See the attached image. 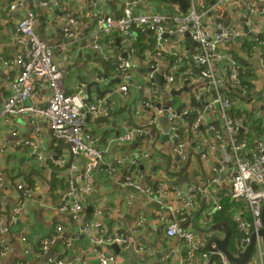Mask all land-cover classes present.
<instances>
[{
    "label": "crops",
    "instance_id": "crops-1",
    "mask_svg": "<svg viewBox=\"0 0 264 264\" xmlns=\"http://www.w3.org/2000/svg\"><path fill=\"white\" fill-rule=\"evenodd\" d=\"M11 1L14 2L0 0V14L5 15L0 19V63L12 60L21 51L22 46L16 41L14 28L27 11H35V30L39 38L53 48L54 62L64 72L66 92L83 95L88 106L98 108L96 115L88 110L85 112L94 144L106 150L107 165L120 159L123 164L115 175L103 170L94 176V193L88 197L83 219L80 222L71 221L70 212L61 210L64 206L62 200L68 195L71 183L79 172L72 170L74 158L68 144L55 139L45 121L35 122L30 116L20 115L2 122L0 223L10 224L2 209H11L21 200L22 192L18 184L29 189L30 194L25 198L30 204L22 220L4 234L9 252L0 258V264H19L21 261L42 264L44 261L53 263L57 260L65 264H99L96 249L116 256V264H208L210 259H204L203 252H211L217 243L206 240L207 235L216 240L228 237L227 248L236 254L237 241L240 239L239 221L236 218H242V213L244 217H249V211L243 202L231 196L228 175L214 170L215 163L208 151L211 132L206 127L194 130L190 115L178 118L175 122L177 128L171 130L174 123L168 118V113L161 114L156 108V104L160 103L165 107L171 105L177 111L185 103L180 111L190 110L194 107L191 100L193 85H188L190 92L173 95V90L178 91L185 86L180 76L175 83L163 79V83H159L156 76L149 79V67L157 64L160 65V71L167 70L172 64L170 56L175 55L173 52L187 60L183 67L192 66L190 56L199 51L196 45L187 43L186 36H170L167 42L170 53L159 62L147 54L154 45L151 33L141 34L144 36L141 41L145 43L141 49L138 46L139 34L124 43L123 35L117 28L111 33L100 31L97 23L99 15L121 14L124 6L121 0H60V3L59 0H22L23 6L7 16L5 9ZM249 1L241 0L239 9V0H204V5L206 9L215 3L221 9H224V5L234 13L231 17L240 21L242 2L246 4ZM258 3L262 8L264 0ZM59 8H65L66 11ZM136 9L142 15L183 14L181 5L170 0H142ZM252 18L259 19L258 26L264 33V16L255 15ZM165 26H169V23ZM65 28L70 30L69 35L64 31ZM237 47L236 43L229 44L221 46V51L243 55V50ZM126 49L133 66L129 71V92L123 94L120 86L125 83V75L112 59L126 52ZM246 57H249L247 53L241 59ZM251 58L248 61L254 76L247 80L254 84V89H258L262 86L259 85L264 76L256 69L257 60ZM225 66L227 69L230 67L227 63ZM19 72L20 67L16 64L0 66V112L4 99L9 95L10 82ZM138 85H143L147 90L145 95L141 94L145 98L150 97L148 91L158 88L159 95L148 99L152 105H142L140 96L137 100ZM50 94L48 85L39 86L31 105L37 107L46 104ZM258 109L264 112V107ZM206 117L215 118L220 123L218 113L208 112ZM131 127L147 130L142 137L139 136L140 139L136 137L133 141L120 142L118 139L121 134ZM37 129L42 132L40 136L36 135ZM177 141L184 144V150L179 155L174 151ZM206 151L208 156L202 158L201 155ZM138 152L142 154L136 156ZM145 152L150 155L145 156ZM79 162V166H85L87 160L81 157ZM130 166L136 184L150 186L154 193L147 194L124 185L123 175ZM215 179L219 183H214ZM54 182L59 183L54 186ZM62 183L63 186L59 185ZM161 185H164L163 190L157 192ZM188 197L193 202L191 208H185ZM215 198L220 201L223 210L213 212ZM169 203L175 208L173 212ZM225 204L229 205L228 211H224ZM89 207H92V212L88 214ZM178 207L179 210L185 208L188 211L186 216H189V223L186 227L201 237L200 249L191 250L193 256H197L196 260L189 257L187 245L165 234L168 224L177 217ZM94 222L103 224L104 229L101 228V231L93 226L89 235L83 230L84 225ZM59 227L62 230H58ZM104 232L106 236L123 232L130 237L131 243L128 248L118 244V250L112 246L101 248L94 240ZM25 237L28 243L23 240ZM47 238H52L54 242L46 253L40 252V242ZM0 242H3L1 238ZM27 247L33 253H26ZM253 263H260L259 256L250 258L244 264ZM212 264H218V261L213 258Z\"/></svg>",
    "mask_w": 264,
    "mask_h": 264
},
{
    "label": "built area",
    "instance_id": "built-area-1",
    "mask_svg": "<svg viewBox=\"0 0 264 264\" xmlns=\"http://www.w3.org/2000/svg\"><path fill=\"white\" fill-rule=\"evenodd\" d=\"M9 3L6 10L7 16L16 11L17 8L23 6L22 0H13ZM142 0H121L124 4L123 11L117 16L99 15L97 23L99 30L104 33H111L114 29H118L124 38V43H128L134 39L138 33L137 29L143 32H149L153 35V50L148 49L149 58L161 61V58L167 57L170 53L168 47V37L170 36H186V32L190 31L194 41L199 42L202 50L193 53L190 56L192 66L183 63L187 60L177 56H170L171 66L167 70H159L157 64H152L149 79L161 75L163 80L168 83H175L178 76L187 85H193V95L198 105H194L190 110L175 111L171 105L163 106L156 104L159 113H168V118L173 121L171 130L177 128L176 121L183 116H191V126L194 130L206 127L211 132V142L208 146L210 158L215 163L214 170L216 172L227 174L229 184L231 186V196L238 201L243 202L249 211V217L236 218L239 221L240 239L237 241V250L244 251L251 242L252 236L255 235L252 257L259 256L260 263L264 264V237L260 234L264 228V112L258 107H264V78L259 86L247 91L242 86L240 73L244 72L243 64L239 59L249 55L248 58L257 60L256 69L264 76V33L258 26L259 19L252 18L264 16V4L261 8L259 0H250L246 4L242 2V20H236L233 12L221 9L217 3L212 4L206 9L204 0H188V7L183 14H175L167 16L166 14H148L142 15L136 13V8ZM60 3V0H59ZM46 4V3H44ZM217 4V5H216ZM241 6V0L238 3V9ZM219 7V10L217 8ZM243 9L245 11L243 12ZM224 10V11H223ZM185 12V13H184ZM5 15L0 14V19ZM36 12L29 10L26 15L20 19L14 28L16 41L22 46L21 51L12 60L0 63L1 65L10 66L16 64L20 67V72L10 82L9 95L4 99L0 112V125L10 118L20 115H26L33 118L35 122L45 121L48 124L51 134L55 139L61 140L68 144L73 154L74 162L72 170L79 172L76 180L71 183L68 195L63 198L61 210L70 212L71 221L80 222L85 215L88 205V197L94 193V176L102 173L116 174V170L123 164V160H116L115 163L107 165L105 160L106 150L96 146L92 140V134L86 121L85 112L96 115L98 108L96 106H88L86 97L78 94H68L63 85V71L54 62L53 48L43 39H40L35 30ZM169 26H165L168 24ZM171 24H174L172 26ZM246 26V27H245ZM66 34L69 29L65 28ZM99 31V32H100ZM250 38L251 42H243L244 39ZM237 44V48L243 50V55H233L231 52L227 54L221 51V46L225 47L229 44ZM251 47L252 51H249ZM246 52V53H245ZM129 51L113 56L112 62L117 64L119 69L123 71L125 83L120 86L123 94L129 92V71L133 66L130 61ZM246 57V59H248ZM252 59V58H251ZM245 60V59H241ZM250 60V59H248ZM229 64V68L225 66ZM48 85L51 89L50 97L46 104L37 107L31 105V100L36 96L39 86ZM258 86V87H259ZM137 100L139 96L142 105H152L151 101L146 100L141 94H146L147 90L142 85H138ZM190 88V87H189ZM191 90V89H190ZM189 90V91H190ZM151 96L159 95L158 88L148 91ZM231 93L235 98L231 97ZM248 94L250 96L248 97ZM192 100V99H191ZM237 110H244L248 114L239 116ZM218 113V119H208L207 113ZM108 114V111L107 113ZM255 126V127H254ZM240 127L244 130L241 133ZM147 129L140 127H131L124 131L119 137L120 142L133 141L136 137L143 136ZM42 134L37 129V136ZM250 136L252 139L241 140L242 136ZM176 137V135H174ZM224 140L225 143H224ZM184 150V144L177 141L174 151L179 155ZM140 152L136 154L139 156ZM145 156L150 155L148 152L143 153ZM207 151L201 155L202 158L207 157ZM41 157V156H40ZM81 157H85L87 162L85 166H79ZM129 166V165H128ZM133 168L130 166L123 175L124 185L137 190H142L147 194L154 193L150 186H138L132 176ZM121 174V173H119ZM214 183H219L217 179ZM1 184V183H0ZM18 188L22 192V198L18 203L14 204L11 209H2L4 217L8 220V225L0 223V258L9 252L6 240L3 238L6 232H10L12 225L17 224L27 214V208L30 204L25 196H28L29 189L24 185L18 184ZM161 191L164 185L158 187ZM161 202H164L161 200ZM172 212L175 208L169 203ZM185 208H191L193 202L190 197L185 200ZM183 207V206H182ZM178 207L177 217L168 224L165 234L169 237H176L180 242L189 247V257L196 260L197 256L191 250L200 249L201 237L191 228L186 227L189 223L188 211ZM223 210L220 201L215 198L213 212ZM101 228L100 222L85 224L83 230L91 234V228ZM58 230H62L59 227ZM211 235L206 236L211 243ZM94 242L101 246H112L119 244L123 248H128L131 243L130 237L123 232L114 233L111 236L99 235ZM23 240L29 242L25 237ZM54 242L52 238L42 239L40 252H47L50 245ZM181 243V244H182ZM141 249V248H138ZM104 250L96 249V256L99 264H116L117 257L111 253L103 252ZM26 253H33L31 248L25 249ZM204 259H210L208 264H212L215 258L218 264H236L232 262L224 252L215 247L211 252H203ZM250 261V260H249ZM19 264H27L24 261ZM42 264H65L61 260L55 262H42ZM204 264V263H202ZM206 264V263H205ZM257 264V263H253Z\"/></svg>",
    "mask_w": 264,
    "mask_h": 264
},
{
    "label": "water",
    "instance_id": "water-1",
    "mask_svg": "<svg viewBox=\"0 0 264 264\" xmlns=\"http://www.w3.org/2000/svg\"><path fill=\"white\" fill-rule=\"evenodd\" d=\"M173 2V3H179L182 7V11H185L188 7V0H170V2ZM260 6V5H259ZM245 11V9H243V12ZM137 12V10H136ZM138 13V12H137ZM263 16V14H260ZM246 27V26H245ZM38 34V33H37ZM186 40H187V43H192L194 45H196L198 48H200V50H202V46L199 42H196L193 40L192 38V35H191V32L190 31H187L186 32ZM162 76L161 75H158L157 76V81L159 83H163V80H162ZM188 81L185 82V86L184 88H182L181 90H173V95H176V94H180V92H183V91H187V92H190V88L188 87ZM176 93V94H174ZM250 96V94H248V97ZM192 104L194 105H198V103L195 101V98L192 97ZM185 106V103H182L180 107H178V112H180V108ZM255 127V126H254ZM244 130L243 127H240L239 131L242 133ZM140 139V138H138ZM137 139V140H138ZM92 212V207H89L87 209V213H91ZM263 216H264V212H263ZM87 217L85 218V221H87ZM260 234L264 237V228L261 230ZM254 241H255V235L252 236V239H251V242L249 243V245L246 247V249L244 251H240V250H236L237 253L234 254L232 253L231 251L228 250L227 248V242H228V237H226L224 240H216V239H212L211 242H216L217 243V248L220 249L222 252H224L226 254V256L234 263L236 264H244L245 262H247L248 260H250L251 258V255H252V251H253V246H254ZM113 248H115L116 250H118L119 248V245L118 244H113L112 245Z\"/></svg>",
    "mask_w": 264,
    "mask_h": 264
},
{
    "label": "trees",
    "instance_id": "trees-1",
    "mask_svg": "<svg viewBox=\"0 0 264 264\" xmlns=\"http://www.w3.org/2000/svg\"><path fill=\"white\" fill-rule=\"evenodd\" d=\"M63 2H64V0H62ZM62 5V4H61ZM60 5V6H61ZM62 6H64V5H62ZM59 9H61V8H59ZM62 10V9H61ZM62 11H66V9L65 8H63V10ZM5 12H7V10L5 9ZM137 31V33L140 35V37H139V40H138V46H140V48L142 49V47L143 46H145V43L143 42V41H141L142 39H143V35H141V34H143L140 30H136ZM144 40V39H143ZM141 41V42H140ZM243 42L245 43H247V42H251V40H250V38H248V39H244L243 40ZM135 47H137L136 46V44H135ZM250 48V50L249 51H252L251 50V47H249ZM239 61L243 64V68H244V72L242 73H240V78H241V81H242V86L247 90V91H249V89L250 90H252L253 89V87H254V84L252 83V82H250V81H248L247 79L248 78H251V77H253L254 75H253V72L250 70L251 69V63H250V61H248V59H245V60H241V59H239ZM250 63V64H249ZM114 65H116L115 63H114ZM253 70V69H252ZM149 98H151V97H149ZM148 97H146L145 99L147 100V99H149ZM238 111V114H239V116H241V115H244V114H248L247 112H245L244 110H237ZM15 118V117H14ZM57 183H59V182H54V186L57 184ZM63 184L64 183H62V184H59V185H61V186H63ZM57 188V187H56ZM228 207H229V205H226L225 204V210L224 211H228ZM101 228L102 229H104V225L102 224L101 225ZM101 228L99 229V230H101ZM102 231V230H101ZM102 235H104V236H106V232H104V233H102Z\"/></svg>",
    "mask_w": 264,
    "mask_h": 264
},
{
    "label": "rangeland",
    "instance_id": "rangeland-1",
    "mask_svg": "<svg viewBox=\"0 0 264 264\" xmlns=\"http://www.w3.org/2000/svg\"><path fill=\"white\" fill-rule=\"evenodd\" d=\"M159 4H160V3H159ZM230 95H231L232 98H235V96H234L233 93H231ZM251 139H252V138H251L250 136H245V135H243L242 138H241V140H249V141H250Z\"/></svg>",
    "mask_w": 264,
    "mask_h": 264
}]
</instances>
